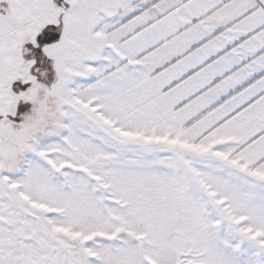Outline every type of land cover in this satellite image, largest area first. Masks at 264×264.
I'll list each match as a JSON object with an SVG mask.
<instances>
[{
	"label": "rangeland",
	"instance_id": "obj_1",
	"mask_svg": "<svg viewBox=\"0 0 264 264\" xmlns=\"http://www.w3.org/2000/svg\"><path fill=\"white\" fill-rule=\"evenodd\" d=\"M17 17L0 0V264H264V184L117 124Z\"/></svg>",
	"mask_w": 264,
	"mask_h": 264
},
{
	"label": "crops",
	"instance_id": "obj_2",
	"mask_svg": "<svg viewBox=\"0 0 264 264\" xmlns=\"http://www.w3.org/2000/svg\"><path fill=\"white\" fill-rule=\"evenodd\" d=\"M9 2L37 30L52 24L59 67L81 60L68 77L90 70L86 97L117 124L264 184V0Z\"/></svg>",
	"mask_w": 264,
	"mask_h": 264
}]
</instances>
